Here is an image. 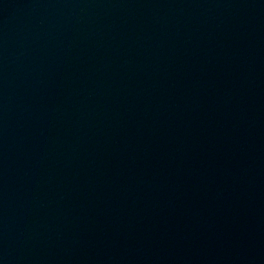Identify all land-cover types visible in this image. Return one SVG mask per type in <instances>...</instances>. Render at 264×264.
I'll use <instances>...</instances> for the list:
<instances>
[{
  "label": "water",
  "instance_id": "95a60500",
  "mask_svg": "<svg viewBox=\"0 0 264 264\" xmlns=\"http://www.w3.org/2000/svg\"><path fill=\"white\" fill-rule=\"evenodd\" d=\"M0 264H264V0H0Z\"/></svg>",
  "mask_w": 264,
  "mask_h": 264
}]
</instances>
